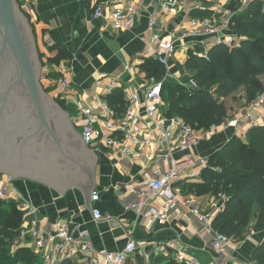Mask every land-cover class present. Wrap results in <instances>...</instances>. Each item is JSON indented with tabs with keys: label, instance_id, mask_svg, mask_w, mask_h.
<instances>
[{
	"label": "crops",
	"instance_id": "crops-1",
	"mask_svg": "<svg viewBox=\"0 0 264 264\" xmlns=\"http://www.w3.org/2000/svg\"><path fill=\"white\" fill-rule=\"evenodd\" d=\"M24 13L35 14L36 51L38 57L43 55L44 61L57 56L58 51H51L52 47H64L70 53L81 51L87 58L88 64L83 66L75 57L62 60L60 64L43 65L40 83L45 95L50 97L60 109L68 115L74 129L81 135L79 123H76L78 112L74 105V97L67 100L59 98L54 85L56 67L65 65L70 69L72 91L76 98L86 104L95 106L98 95L95 84L99 78H117L124 83L125 92L135 90L140 86L150 84L142 71V65L149 59H154L155 46L150 43L151 33L148 30L149 19L158 13L165 0H127V4L135 5L139 10V17L135 28L115 32L109 25L108 17L94 19L93 12L100 2L108 4L106 15L112 9L116 0H92L88 8L85 0H20ZM233 0H206L209 11L215 12L220 18L221 11H228ZM188 0L179 4L176 14L170 13L160 16V32L165 39L176 40L179 50L174 62L173 72L178 73L179 67L184 66L191 53L209 52L214 46L211 41L203 38L191 37L180 39L181 31L187 23L189 13ZM40 59V57H39ZM41 61V60H40ZM135 68L130 73L129 67ZM181 73V72H180ZM183 76V75H182ZM264 85V76L260 77ZM244 89V88H242ZM230 105L226 104L228 117L221 126L210 131L198 132L200 139L195 146L185 151L174 152L178 161L188 158H201L209 165V158L234 138L247 140V134L252 129L253 122L264 124V107L252 108L248 102L246 92H237L229 97ZM258 99V98H257ZM226 102V101H225ZM169 107L162 103L161 113L165 115ZM166 116V115H165ZM246 133V134H245ZM82 136V135H81ZM156 149V147H155ZM96 157L94 168L93 192H99L100 199L94 202L91 197L90 206L86 204L84 192L79 188H68L60 194L53 187L26 177L15 178L12 183L11 195L15 200H22L38 212L41 226L52 231L58 222H72L74 225L86 229L90 239L98 252H118L125 247L129 238L139 235L147 238L150 243L170 244L173 249L163 256L177 260L178 255L184 254L198 260L201 264H256L253 251L261 244L262 235H250L255 224L253 220L250 230L243 239L235 240L226 253L213 249V237L207 234L193 213L198 210L201 214L212 209V196H197L183 191L180 186V206L165 224L152 223L151 220L140 215L138 207L141 197L133 190H145V182L156 178L171 169L167 162H149L145 158H115L106 152H95L87 147ZM197 166L193 168V173ZM205 167H201V172ZM11 176L6 172H0ZM202 182L200 178L188 180V184ZM179 187V186H178ZM150 205L155 198L148 197ZM157 205L160 204L159 200ZM14 202V201H13ZM17 204V203H16ZM19 209V205L17 204ZM95 210H100L102 220L96 222ZM93 212V213H92ZM151 237V238H150ZM12 249V247H11ZM29 250H31L29 248ZM35 255L36 253L31 250ZM150 248L140 251L128 264H147ZM38 256V255H37ZM38 263L43 264L38 256Z\"/></svg>",
	"mask_w": 264,
	"mask_h": 264
},
{
	"label": "built area",
	"instance_id": "built-area-1",
	"mask_svg": "<svg viewBox=\"0 0 264 264\" xmlns=\"http://www.w3.org/2000/svg\"><path fill=\"white\" fill-rule=\"evenodd\" d=\"M156 0H152L155 3ZM250 0H241L244 8ZM178 0H165L161 10L152 16L148 21V30L151 33L150 43L155 46L154 59L163 66L164 76L159 80H153L150 84L140 86L135 90L125 92L124 83L117 78H99L95 84L98 99L95 106L86 104L83 100L76 98L72 91L70 69L65 65L56 67L54 85L58 91L59 98L67 100L74 97V105L78 111L76 123H79L81 135L86 145L95 152H106L115 158H132L139 160L147 159L149 162H167L171 169L166 173L158 172L156 178L145 182V190H133L141 197L138 207L140 215L151 220L152 223L165 224L171 215L180 206V185L188 184V180L200 178L203 171L201 167L208 166L201 158H188L182 161L176 160L174 152L185 151L199 143L198 132L194 131L179 117L168 118L161 113L163 103V87L165 84L175 81L183 85V76L180 72H173L174 62L179 50L176 40L165 39L161 32L160 16L165 14H176L179 8ZM108 4L100 2L96 5L93 18L103 19L108 17L107 24L115 32L128 31L135 28L139 10L135 5L127 4V0H116L112 3V9L106 15ZM187 23L181 31L180 39L196 37L211 41L212 45L226 44L233 48L238 44L239 36L230 32V20L233 13L221 11L219 18L214 14L212 18L201 20L193 18L194 11H206L201 4L190 3ZM207 52L199 55L207 57ZM135 73L133 66L128 69ZM188 86V85H187ZM189 86L195 87L193 81ZM121 89L124 92L126 110L118 114L106 98L115 90ZM264 107V95L252 108ZM260 122H253L252 128L260 125ZM216 128V127H214ZM246 134V133H245ZM156 147V149H155ZM197 166L196 170L193 168ZM11 176L0 173V201L15 202L19 210L24 214L23 224L20 227L18 237L12 242V250L15 253L19 248L25 247L33 250L43 264H60L64 260H71L76 264H128L140 251L150 248L147 257L150 260L153 256H163L170 252L173 247L170 244L150 243L148 240L137 239L133 235L129 238L124 248L118 252H98L90 239V233L72 222L58 221L53 225L52 231L41 226L38 212L26 202L15 200L12 195ZM179 186V187H178ZM155 198L153 203L148 205V197ZM214 199L212 209L206 213H200L194 209L193 213L204 226L207 234L213 237V249L220 253H226L233 246L235 239L220 233L213 227L215 218L225 209L229 198L221 193ZM99 192H93L92 200L99 201ZM160 204L157 205V201ZM94 219L96 222L102 220L100 210H95ZM251 231L250 235H255ZM177 260L183 264H201L198 260L187 255H178Z\"/></svg>",
	"mask_w": 264,
	"mask_h": 264
},
{
	"label": "trees",
	"instance_id": "trees-1",
	"mask_svg": "<svg viewBox=\"0 0 264 264\" xmlns=\"http://www.w3.org/2000/svg\"><path fill=\"white\" fill-rule=\"evenodd\" d=\"M91 1L85 0L88 8ZM188 1L206 4V0ZM203 6L206 11L196 10L191 16L201 20L212 18L215 12ZM228 9L234 14L230 32L239 36L237 46L215 45L207 57L191 53L188 62L179 67L183 85L171 81L163 87V101L169 107L166 117H179L196 132L221 126L228 117L225 99L242 88L249 103L264 94V85L260 81L264 76V0H250L244 8L241 0H233ZM51 51H58L57 56L47 61L43 55L39 56L45 66L60 64L73 57L64 47H52ZM141 69L148 79L155 81L165 74L163 66L153 58ZM191 81L195 87L189 86ZM106 100L118 114L126 110L123 90H115ZM201 181L184 185L183 191L200 197L226 194L229 201L213 221V227L230 238L243 239L255 220L251 231L263 238L253 251V259L256 264H264V124L250 129L246 141L234 138L212 155ZM23 220L24 214L15 202L0 201V264H38V256L28 248L21 247L12 252V242L18 237ZM136 238L149 239L139 235ZM60 264L76 263L64 260ZM150 264L183 263L172 257L153 256Z\"/></svg>",
	"mask_w": 264,
	"mask_h": 264
},
{
	"label": "water",
	"instance_id": "water-1",
	"mask_svg": "<svg viewBox=\"0 0 264 264\" xmlns=\"http://www.w3.org/2000/svg\"><path fill=\"white\" fill-rule=\"evenodd\" d=\"M0 36V172L11 179L42 182L60 194L79 188L92 211L96 157L68 115L45 95L40 83L43 65L16 0H0ZM72 54L83 66L88 64L81 51ZM7 55L12 65L2 67ZM19 90L21 97L14 95Z\"/></svg>",
	"mask_w": 264,
	"mask_h": 264
},
{
	"label": "rangeland",
	"instance_id": "rangeland-1",
	"mask_svg": "<svg viewBox=\"0 0 264 264\" xmlns=\"http://www.w3.org/2000/svg\"><path fill=\"white\" fill-rule=\"evenodd\" d=\"M16 4L19 6V10H20V13H21V15L26 19V21L28 22V24H29V26H30V28H31V31H32V36H33V38H34V40H35V43H36V32H35V30H36V28L34 27L35 26V22H32V21H34V19L37 17L36 16V11H34V13L35 14H33V15H30V14H28V13H24V11H23V9H22V3H21V1L20 0H16ZM24 7V6H23ZM39 59V58H38ZM39 61H40V59H39ZM41 62V61H40ZM183 81V80H182ZM264 83V82H263ZM244 92V89H241L240 91H239V94L240 93H243ZM262 95H264V94H262ZM262 95H260V97L262 96ZM259 97V98H260ZM258 98V99H259ZM230 99L231 98H226L225 99V101H226V104H228V105H230ZM257 99V100H258ZM257 100H255L254 102H256ZM78 112V111H77ZM81 131V130H80ZM231 142V141H230ZM229 142V143H230ZM229 143H226L222 148H224L226 145H228ZM12 252H13V250H12ZM38 264H40V263H38Z\"/></svg>",
	"mask_w": 264,
	"mask_h": 264
},
{
	"label": "flooded vegetation",
	"instance_id": "flooded-vegetation-1",
	"mask_svg": "<svg viewBox=\"0 0 264 264\" xmlns=\"http://www.w3.org/2000/svg\"><path fill=\"white\" fill-rule=\"evenodd\" d=\"M0 43H1V36H0ZM12 61L13 60H12V58L9 55L5 56L4 61L2 63V67L8 66V65H12L11 64ZM22 92H23V90H19L18 92H15L14 95L18 96V97H21L22 96ZM2 95H3V92L0 90V98L2 97Z\"/></svg>",
	"mask_w": 264,
	"mask_h": 264
}]
</instances>
